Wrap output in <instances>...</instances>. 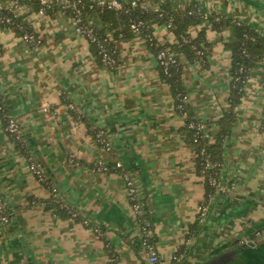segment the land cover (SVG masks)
<instances>
[{
	"label": "crops",
	"instance_id": "crops-1",
	"mask_svg": "<svg viewBox=\"0 0 264 264\" xmlns=\"http://www.w3.org/2000/svg\"><path fill=\"white\" fill-rule=\"evenodd\" d=\"M33 1L4 2L30 20L39 43L32 46L13 30L0 28V92L44 165L47 180H39L27 166V156L10 138L0 115V192L11 211L10 221L0 226V264H109L103 236L114 246L116 264H203L221 254L223 264H264V233H256L264 228L260 67L247 81L226 142L227 190H219L202 217L205 184L194 149L181 131L185 116L175 107L171 86L161 78L147 39L115 38L119 62L113 69L97 60L69 13H40ZM174 1L178 11L192 6L228 14L264 34V0H238L234 8V0L229 5L222 0ZM203 26L211 42L207 62L184 57L183 79L197 115L215 128L230 93L231 51L226 42L231 32L203 23L192 26L190 34ZM155 35L161 42L175 40L166 25L156 26ZM96 128L111 149L89 135ZM119 160L146 200L158 262L135 245L142 232L127 183L116 168ZM100 164L111 169H99ZM51 186L57 188L55 196ZM197 219L200 226L189 237ZM184 244L187 251L176 262L175 252ZM229 250L237 254L228 255Z\"/></svg>",
	"mask_w": 264,
	"mask_h": 264
},
{
	"label": "trees",
	"instance_id": "trees-1",
	"mask_svg": "<svg viewBox=\"0 0 264 264\" xmlns=\"http://www.w3.org/2000/svg\"><path fill=\"white\" fill-rule=\"evenodd\" d=\"M5 1L7 0H0V28H9L22 38L27 33H33V42L29 43L32 46L37 45L39 43V36L34 31L30 20L22 14L17 13L13 4L9 6L5 5ZM16 1L23 2L29 0ZM158 2L159 5L150 6L143 4L141 0L137 4H132L131 0H125L124 6L119 9L108 4L93 2V0H48L45 6L46 12L50 15H55L59 10H62L71 16L75 14L73 8L74 3L81 7L83 23L88 27H92L95 35L100 39L103 40L104 37H109L103 43L107 48L108 55L113 60L110 65H107L110 68L114 69L119 62L115 38L128 40L137 35H141L147 39L156 57L158 52L165 48H168L169 51L174 53L175 59L168 64L167 68L158 60L160 76L163 81L171 86L175 107L185 116L181 131L187 138L190 146L194 149L197 171L204 177L205 200L203 204L209 207L217 198L219 190H225L222 189V186L227 184L226 142L232 134L233 128L238 120L237 107L242 101L247 81L256 67H260V71L264 75V34L249 23L239 21L230 15L220 16L214 12H206L192 6H187L184 11H178L175 8L176 2L174 0H159ZM42 5L41 0L33 1V7L37 10ZM155 6H158V8L155 9ZM141 21L142 23H140ZM134 22L139 23L138 28L133 27ZM203 23H207L216 30L229 28L231 32L230 38L226 42L231 51L230 93L227 98V104L223 107L222 115L215 121V128H212V122L210 120L203 119L197 115L189 100V94L183 79L184 57L188 60L202 62L203 64L207 62V50L211 45L207 37V28L203 26L194 36L189 31L192 26ZM167 24H169V28L173 31L175 40L161 42L156 38L155 28L156 26ZM89 41L97 60L106 65L98 43L90 39ZM1 50L0 43V53ZM0 115L7 133L15 142L19 151L26 155L27 158L31 156L38 160L31 151V147L24 134L21 132L17 136L9 130L8 125L14 117L10 114L5 98L1 92ZM192 122L195 124L192 125ZM201 123H207L209 128H202L200 126ZM88 133L92 136L93 140L103 144L100 140L102 134L100 128H96L95 130L89 129ZM108 167V170L111 169V166L108 165ZM116 168L121 174L124 171H128L123 166H116ZM212 178H216L217 181L213 183L211 181ZM46 180L47 178L45 176L44 181L46 182ZM54 187L51 186V190L55 196L56 191H53ZM129 199L132 205L135 202L141 203L142 209L136 212L139 218L140 228L143 225L149 227V243H152L155 250H157L145 198L136 196L135 198ZM51 200L58 209H63L61 207L64 206H62L60 200L54 199L53 196ZM7 209L11 214L8 205ZM84 221L87 225H93L88 219ZM200 223V219H197L195 223L190 225L189 237L197 232ZM94 228L95 230L99 228L101 230L100 233L103 234L101 226H95ZM103 237L106 240V246L111 256L109 264H116V251L114 250V246L105 236ZM135 245L143 248L141 240ZM186 251L187 245H181L175 252V261L178 262Z\"/></svg>",
	"mask_w": 264,
	"mask_h": 264
},
{
	"label": "built area",
	"instance_id": "built-area-1",
	"mask_svg": "<svg viewBox=\"0 0 264 264\" xmlns=\"http://www.w3.org/2000/svg\"><path fill=\"white\" fill-rule=\"evenodd\" d=\"M77 1H81V0H77ZM93 2L100 3V4H108L109 6H114V7L120 9L124 6L125 0H93ZM137 2H139V0H131L132 4H137ZM41 3L43 5L40 7L39 12L45 13L46 12L45 4L48 3V0H41ZM73 8L75 10V14L72 17H73L74 22H75L76 30L80 33L85 34L90 40L96 41L98 43L100 52L102 53L103 60L106 63V66L108 64L110 65L113 60H111L110 56L108 55L107 48H106L105 44L103 43L106 40H108L109 37H104L102 40L97 35H95L93 28L88 27V26H86V24L83 23V20L81 17V7L77 6V4L74 3ZM157 8H158V6H155V9H157ZM140 23H142V21ZM138 26H139V23H137V22L133 23V27L138 28ZM166 26L169 27V24H167ZM23 38L27 42H33L32 40L34 39V34L33 33H27L23 36ZM157 58L162 64H164L165 68H167L168 64L170 62L174 61V59H175L174 53L169 51L168 48L161 49L157 54ZM71 106L74 107L73 104H71ZM194 124L195 123L192 122V125H194ZM200 126L204 129L209 128V125L207 123H201ZM8 128L11 132L15 133L17 136H19L22 132L20 125L15 118L11 119V121L8 125ZM100 140L103 143V145L106 146L107 149H111V144L104 134H101ZM27 166L30 168L31 171L34 172V174L37 176V178L39 180L43 181L45 179V168H44V165L42 164L41 161L36 160L35 158L30 156L27 158ZM116 166H122V162L120 160L117 161ZM98 168L102 169V170H108L109 167H108V165L100 164V166H98ZM122 175H123V177L127 183V186H128L129 198L132 199V198H135L136 196H140L139 192L137 190L136 184H135L134 177L131 175V173L129 171H124L122 173ZM211 181L213 183H215L217 181V179L212 178ZM222 189L227 190V185L222 186ZM56 190H57V188L54 187L53 191H56ZM133 208H134L135 212H138L140 209H142L141 203H139V202L133 203ZM207 210H208L207 205L201 203L200 215L202 217L205 216V213L207 212ZM10 219H11V214L7 209L6 200L3 196V194L0 192V226L7 224L10 221ZM96 230L99 232L101 231L99 228H97ZM141 232H142L141 242H142L143 248L146 249L148 252V259L151 262H158V259H159L158 252H157V250H155V247H153V244L149 243V240H148L149 235H150L149 227H147L146 225L141 226ZM256 233L257 234L264 233V228L261 230H258Z\"/></svg>",
	"mask_w": 264,
	"mask_h": 264
},
{
	"label": "water",
	"instance_id": "water-1",
	"mask_svg": "<svg viewBox=\"0 0 264 264\" xmlns=\"http://www.w3.org/2000/svg\"><path fill=\"white\" fill-rule=\"evenodd\" d=\"M234 254V256L237 254V250H232V251H228L227 252V254L229 255V254ZM225 254H226V252H225ZM223 257H225L224 256V254H221V255H218V256H215V257H213V258H211L208 262H205V263H203V264H223V261L225 260V258H223ZM230 256H228V258H229Z\"/></svg>",
	"mask_w": 264,
	"mask_h": 264
},
{
	"label": "rangeland",
	"instance_id": "rangeland-1",
	"mask_svg": "<svg viewBox=\"0 0 264 264\" xmlns=\"http://www.w3.org/2000/svg\"><path fill=\"white\" fill-rule=\"evenodd\" d=\"M159 1V0H158ZM157 0L155 1V0H145L144 2H146V3H148V4H157V5H159V2H158ZM222 2H224L226 5H229L230 3H232L230 0H222ZM237 2H238V0H234V2H233V5H232V8H234L236 5H237ZM183 11V10H182ZM233 13V11H231L230 12V14H232ZM228 14H226V16H227ZM261 16H259V18H260ZM202 176V175H201ZM202 178H203V181H204V177L202 176ZM127 192H128V186H127ZM204 200H205V198H204ZM203 200V201H204ZM202 201V202H203ZM196 233V232H195ZM195 233L193 234V235H195ZM189 247V246H188ZM144 250V249H143Z\"/></svg>",
	"mask_w": 264,
	"mask_h": 264
}]
</instances>
